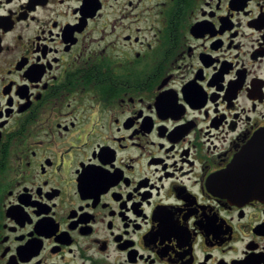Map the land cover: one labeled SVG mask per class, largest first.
Here are the masks:
<instances>
[{
	"label": "flooded vegetation",
	"instance_id": "af4514ba",
	"mask_svg": "<svg viewBox=\"0 0 264 264\" xmlns=\"http://www.w3.org/2000/svg\"><path fill=\"white\" fill-rule=\"evenodd\" d=\"M92 7L0 0V264H264V197L215 191L264 135V0ZM97 142L120 173L98 200L77 175Z\"/></svg>",
	"mask_w": 264,
	"mask_h": 264
},
{
	"label": "snow or ice",
	"instance_id": "6c2138e0",
	"mask_svg": "<svg viewBox=\"0 0 264 264\" xmlns=\"http://www.w3.org/2000/svg\"><path fill=\"white\" fill-rule=\"evenodd\" d=\"M95 0H81L83 4L82 11L85 12L86 15H91L94 8L92 7ZM91 9V11H89ZM2 22V21H0ZM199 26V25H198ZM28 73H35L32 77L35 80H39L41 74L43 73L42 68H33L29 67L26 70V75ZM47 77H45V80ZM27 84V81H24ZM165 83H167L165 81ZM198 88H193V94L199 92ZM184 94L183 92L181 93ZM7 101L6 106H10L11 101L5 97ZM187 99L189 104L192 103L191 99ZM184 103V100L179 101L177 103V98L175 93H170L167 90L163 92L162 95L159 96L157 101V107L160 109L161 114L165 113H182L183 109L180 107ZM150 107V105H149ZM0 117H2V113H0ZM142 118V117H141ZM75 127V124H72ZM66 130V129H65ZM98 152L99 156L96 159L95 163H93L92 157H89L87 167H81L78 171L77 175L79 177V185H80V192L85 197H90L95 195L96 199H99L98 193L100 192H107L109 186L116 184L117 180L119 179L120 173L116 171L115 164L113 162L114 157L112 153L106 152L102 149V146L97 142L96 148L94 149V153ZM216 179L221 180L222 182H233L237 185L243 184L244 182L250 180V178L243 176L239 171H226L225 173L220 174ZM46 182V181H45ZM261 186L264 187V178H262ZM130 198V196L128 197ZM21 200L24 203H28V198L25 196H21ZM38 199V197H37ZM177 203H182V201H177ZM19 211L23 213L24 209L21 206ZM44 211H47L44 209ZM79 211H83V207L79 208ZM173 209H160V223L162 228L172 227L175 226L174 222L172 221L171 214ZM41 224L50 225L52 231L56 230L57 225L51 224V221H44L41 219Z\"/></svg>",
	"mask_w": 264,
	"mask_h": 264
},
{
	"label": "water",
	"instance_id": "95a60500",
	"mask_svg": "<svg viewBox=\"0 0 264 264\" xmlns=\"http://www.w3.org/2000/svg\"><path fill=\"white\" fill-rule=\"evenodd\" d=\"M261 138H263V141H261ZM260 141L263 145H261ZM251 152L252 160L250 163H244L241 158L239 159L237 157L229 169L226 170L239 171L243 176L250 178V180L240 185L233 182H226L224 186L216 188V195L241 201L264 197V187L261 186V181L264 177H257V173L260 172L262 164L264 163V155H262L264 154V135L260 134L253 140ZM256 154L257 156H255ZM218 180L216 179V182Z\"/></svg>",
	"mask_w": 264,
	"mask_h": 264
}]
</instances>
